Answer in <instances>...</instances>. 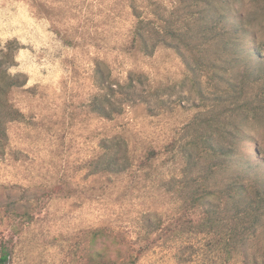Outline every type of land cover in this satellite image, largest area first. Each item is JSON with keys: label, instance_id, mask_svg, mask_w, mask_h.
Instances as JSON below:
<instances>
[{"label": "rangeland", "instance_id": "rangeland-1", "mask_svg": "<svg viewBox=\"0 0 264 264\" xmlns=\"http://www.w3.org/2000/svg\"><path fill=\"white\" fill-rule=\"evenodd\" d=\"M176 3L0 0V83L5 75L18 81L1 98L4 113L11 108L20 115L4 121L0 140V249L9 253L7 264H89L100 247L92 239L97 229L108 235V256L119 262L254 264L230 253L218 235L178 234L168 228L180 223L164 222L191 216L176 190L183 155L177 145L168 147L186 140L185 126L196 116L233 111L245 132L240 155L264 163V0L237 4L250 43L238 36L241 62L218 63L230 66L217 70L222 76L202 70L201 93L173 46L159 42L149 54L132 45L133 6L160 24ZM217 47L208 46L230 59ZM129 80L133 95L112 99L118 112L105 117L91 109L105 93L102 82L119 90ZM105 151L126 161L125 169L95 172L92 162ZM146 213L163 223L147 231ZM113 239L130 249L118 254ZM247 246L264 260V227Z\"/></svg>", "mask_w": 264, "mask_h": 264}, {"label": "trees", "instance_id": "trees-1", "mask_svg": "<svg viewBox=\"0 0 264 264\" xmlns=\"http://www.w3.org/2000/svg\"><path fill=\"white\" fill-rule=\"evenodd\" d=\"M239 2L240 0H177L169 15L161 18L160 24L142 18L141 13L133 6L137 21L132 29V45L149 54L159 42L173 46L182 58L193 87L201 93L202 70L209 78L222 76L218 69L228 70L230 66L232 68L241 62L239 58L244 51L235 42L238 36H243L250 43L248 27L237 13ZM150 38H154L152 44ZM228 39L233 41L229 42ZM213 41L218 43L217 49L229 55L230 59L212 54L208 46ZM218 63L231 65L223 67ZM16 85L17 79L9 75H5L0 83V140L5 137L4 121L18 119L20 116L19 111L11 108H7L4 113L5 106L1 98V95ZM101 86L105 93L101 97L97 96L90 106L93 111L105 117L119 111L116 100L112 101L117 94L131 96L136 89L133 80L120 85L119 90L109 83L102 82ZM232 112L226 115L209 111L196 116L185 126L186 140L179 144L176 141L169 143L168 150L177 145L183 155L176 190L183 212L189 211L191 216L187 217L183 213L174 221L164 223H180L168 228V231L178 234L190 229L198 233L218 235L214 239L227 246L230 253L242 255L244 263L264 264V260H258L249 253L247 246L258 228L264 227V163L240 155V141L245 132L233 121L235 114ZM106 146V143L103 144L105 149ZM125 162H118L115 154L108 155L105 151L92 165L95 166V172H120L125 169ZM141 223L147 231H152L157 228L156 223L163 222L157 218L156 213H146L142 216ZM222 228L226 230L223 231ZM92 239L94 245L99 244L100 247L95 248L89 256V264H132L135 261L132 257L120 262L117 260L118 256L116 259L109 257L106 233L97 229L93 232ZM113 244L118 254L130 249L114 239ZM146 248L141 246L136 251L137 254ZM8 258L9 253L3 246L0 249V264H7Z\"/></svg>", "mask_w": 264, "mask_h": 264}]
</instances>
